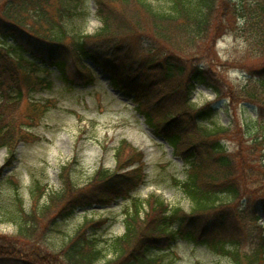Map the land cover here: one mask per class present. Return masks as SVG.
Segmentation results:
<instances>
[{
    "label": "trees",
    "instance_id": "obj_1",
    "mask_svg": "<svg viewBox=\"0 0 264 264\" xmlns=\"http://www.w3.org/2000/svg\"><path fill=\"white\" fill-rule=\"evenodd\" d=\"M92 1L100 26L88 33L82 24L87 0H0V149L7 151L0 177L18 144L38 140L30 131L48 107L32 93L52 87L46 65L61 75L72 66L92 82L88 59L133 95L147 126L183 162V178L171 179L190 208L155 192L133 194L148 172L143 153L121 139L114 167L99 164L83 183L74 179L75 158L61 165L58 189L47 191L36 180L29 209L19 199L10 212L16 232L0 236V264H176L178 241L230 264H264V0ZM223 34L243 45L238 64L260 60L237 86L221 81L212 66ZM198 85L230 102L227 109L255 106L253 128L242 129L247 140L226 144L231 126L215 122L214 102L192 101ZM120 198L128 200L122 234L100 236L97 230L111 218L85 217L60 245L37 241L45 223Z\"/></svg>",
    "mask_w": 264,
    "mask_h": 264
},
{
    "label": "rangeland",
    "instance_id": "obj_2",
    "mask_svg": "<svg viewBox=\"0 0 264 264\" xmlns=\"http://www.w3.org/2000/svg\"><path fill=\"white\" fill-rule=\"evenodd\" d=\"M85 7L88 15L82 24L85 32L92 33L100 26V21L94 14L91 0H87ZM242 49L243 45L233 42L227 34L216 40L212 66L215 75L225 84L240 85L249 76L250 69L257 67L252 65L260 61L248 59L244 64H238ZM94 70L98 75L96 82H88V76L76 72L73 67L67 69L66 75L52 70V88L32 95L34 99L47 101L50 107L40 125L30 131L38 140L18 144L13 165L5 168L0 177V236L15 234L16 226L11 216L17 209L16 202L21 199L22 207L29 209L32 203L30 190L36 180L46 186L47 191L58 189L61 165L75 158L74 179L83 183L99 164L114 167V148L121 139H126L143 153L148 172L146 183L133 194L145 198L156 192L170 205L190 208V200L171 179V175L183 178V163L173 157L166 141L154 135L146 125L143 115L135 107L133 96L113 86L108 73L96 66ZM192 101L197 106L214 102L215 122L231 126L223 138L230 148L238 140H247L249 135H243V130L248 132L253 128L252 118L256 115L253 104L242 102L234 107L229 105L227 109L230 102L216 99L215 93L202 85L196 87ZM6 157V150L1 148L0 168ZM127 204L128 200L120 198L108 205L77 209L66 219L45 223L44 229L40 227L38 231L37 241L41 239L49 245H60L85 217H110L97 233L104 237L120 235L124 232L122 210ZM23 246L33 247L34 242L23 243ZM174 249L180 256L176 264H230L227 258L203 246L178 241Z\"/></svg>",
    "mask_w": 264,
    "mask_h": 264
}]
</instances>
